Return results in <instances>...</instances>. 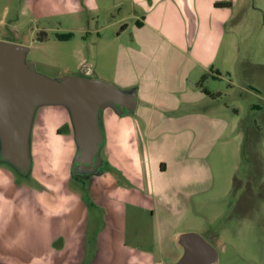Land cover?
Masks as SVG:
<instances>
[{
    "label": "crops",
    "instance_id": "1",
    "mask_svg": "<svg viewBox=\"0 0 264 264\" xmlns=\"http://www.w3.org/2000/svg\"><path fill=\"white\" fill-rule=\"evenodd\" d=\"M124 5L132 12L120 20L111 67L85 70L119 93L98 109L109 165L92 175L88 200L72 193L55 202L53 231L34 252L38 264L175 262L183 248L180 234L174 241V209L180 220L200 210L206 161L217 144L236 137L235 123L222 115L229 105L211 80L233 73L237 60L220 59L221 49L249 0H116L108 9ZM142 224L156 228L158 244L133 242L148 237Z\"/></svg>",
    "mask_w": 264,
    "mask_h": 264
},
{
    "label": "rangeland",
    "instance_id": "2",
    "mask_svg": "<svg viewBox=\"0 0 264 264\" xmlns=\"http://www.w3.org/2000/svg\"><path fill=\"white\" fill-rule=\"evenodd\" d=\"M95 1L98 8L91 0H0V41L21 43L24 61L39 77L96 80L85 70L111 67L120 20L132 11L129 5L108 9L116 0ZM248 6L221 49L220 59L236 58L233 73L211 80L229 105L222 115L235 123L236 137L217 144L206 161L209 187L200 210L180 220L182 211L174 209V241L182 232L200 233L219 251L216 264H264V0ZM68 104L64 95L38 99L21 159L0 137V264H38L34 256L53 231L55 202L72 193L88 200L92 175L109 165L101 145L88 155ZM149 227L142 229L148 237L133 242L158 244L156 228Z\"/></svg>",
    "mask_w": 264,
    "mask_h": 264
},
{
    "label": "water",
    "instance_id": "3",
    "mask_svg": "<svg viewBox=\"0 0 264 264\" xmlns=\"http://www.w3.org/2000/svg\"><path fill=\"white\" fill-rule=\"evenodd\" d=\"M25 47L19 42L0 41V137L8 151L23 158L31 128L32 114L39 98L64 95L79 130L80 143L90 156L102 142L98 109L105 100L117 102L116 88L99 80L72 76L53 82L33 73L24 61ZM47 102H41V104ZM49 103V102H48ZM181 256L173 264H216L219 251L200 233L182 232L178 236Z\"/></svg>",
    "mask_w": 264,
    "mask_h": 264
},
{
    "label": "trees",
    "instance_id": "4",
    "mask_svg": "<svg viewBox=\"0 0 264 264\" xmlns=\"http://www.w3.org/2000/svg\"><path fill=\"white\" fill-rule=\"evenodd\" d=\"M40 40H43V39H40ZM204 80H205V77H203V78L200 80L199 84L202 85V83H203Z\"/></svg>",
    "mask_w": 264,
    "mask_h": 264
}]
</instances>
